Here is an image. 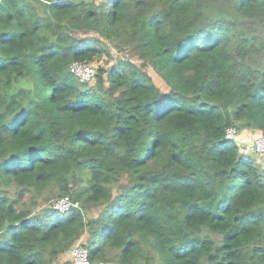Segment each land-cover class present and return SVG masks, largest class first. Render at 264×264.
Listing matches in <instances>:
<instances>
[{
	"label": "trees",
	"instance_id": "16d2710c",
	"mask_svg": "<svg viewBox=\"0 0 264 264\" xmlns=\"http://www.w3.org/2000/svg\"><path fill=\"white\" fill-rule=\"evenodd\" d=\"M230 125L264 130V0H0V264L86 234L94 263L264 264V158Z\"/></svg>",
	"mask_w": 264,
	"mask_h": 264
},
{
	"label": "built area",
	"instance_id": "2783aa9c",
	"mask_svg": "<svg viewBox=\"0 0 264 264\" xmlns=\"http://www.w3.org/2000/svg\"><path fill=\"white\" fill-rule=\"evenodd\" d=\"M71 71L82 82L92 81L96 76V66L89 61H74L70 65ZM246 133L243 135L239 129L230 125L226 128L225 138L239 143L245 147L252 146L253 152L260 158H264V130L254 133ZM54 202V203H53ZM51 206L60 212H67L77 203L73 202L69 195H63L53 201ZM82 237L71 247V264H110L107 261H98L94 263L90 259V250L86 243L82 242Z\"/></svg>",
	"mask_w": 264,
	"mask_h": 264
},
{
	"label": "rangeland",
	"instance_id": "374dc122",
	"mask_svg": "<svg viewBox=\"0 0 264 264\" xmlns=\"http://www.w3.org/2000/svg\"><path fill=\"white\" fill-rule=\"evenodd\" d=\"M103 41H104V43L108 46V47H110V49H111V53H112V55H113V57H119V56H125V55H127V52H124V51H119L118 50V48L116 47V45H114V44H107L106 43V41L103 39ZM128 56V55H127ZM107 60V55H103V57L102 58H100V59H98L97 61H95V62H92L95 66H99L100 64H102V65H105L106 63L105 62H107L106 61ZM133 60L135 61V62H137V63H139L140 62V59L138 58V56L137 55H135V56H133ZM110 63L112 64L113 63V60H110ZM149 71L153 74V76H154V78H155V80H156V82L160 85V87L163 89V88H166V85H165V82L162 80V78L157 74V73H155V71L153 70V68L150 66L149 68ZM251 135H254V133L253 134H251ZM248 147V149L249 148H252V146L251 145H248L247 146ZM252 153L254 154V152L252 151ZM255 156H257L256 154H254ZM262 159V158H261ZM58 197H60V196H56V197H54V198H52V199H50V200H48V202H41L40 203V208L39 209H46L48 206H50V205H52L51 203L53 202V201H55ZM54 203V202H53ZM79 204H77V206H78ZM100 212H101V207H93V208H91V210H87L86 211V218L87 219H89V218H91V217H97L99 214H100ZM54 214H61L62 216H67L68 215V213L66 212V213H58V212H54ZM85 238H87V234H86V236H84L83 237V239H82V242L83 243H85ZM108 256L109 257H112V256H114V251H109L108 252ZM55 264H71V252H70V250H69V252L68 253H66L65 255H63V256H61V257H59V259L57 260V262L55 263Z\"/></svg>",
	"mask_w": 264,
	"mask_h": 264
},
{
	"label": "clouds",
	"instance_id": "9594fccd",
	"mask_svg": "<svg viewBox=\"0 0 264 264\" xmlns=\"http://www.w3.org/2000/svg\"><path fill=\"white\" fill-rule=\"evenodd\" d=\"M92 63V62H91ZM228 140V139H227ZM63 196V195H62ZM70 196V195H69ZM71 197V196H70ZM73 200V199H72ZM73 202H75L74 200H73ZM75 203H77V202H75ZM78 204V203H77ZM55 210V209H54ZM68 212V211H67Z\"/></svg>",
	"mask_w": 264,
	"mask_h": 264
}]
</instances>
